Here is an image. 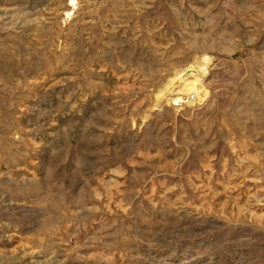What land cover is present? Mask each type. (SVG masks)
<instances>
[{"label":"rangeland","instance_id":"1","mask_svg":"<svg viewBox=\"0 0 264 264\" xmlns=\"http://www.w3.org/2000/svg\"><path fill=\"white\" fill-rule=\"evenodd\" d=\"M0 264H264V0H0Z\"/></svg>","mask_w":264,"mask_h":264},{"label":"bare ground","instance_id":"2","mask_svg":"<svg viewBox=\"0 0 264 264\" xmlns=\"http://www.w3.org/2000/svg\"><path fill=\"white\" fill-rule=\"evenodd\" d=\"M71 3L74 4V0H71ZM203 61L205 62V60H203ZM202 73L205 74L206 71H203ZM196 85L195 84L192 85L191 88L188 89L187 91H185V94H183V95L184 96H190L192 94H196V96L198 97V102H202L207 97L208 92L204 89V86H202V85L196 86ZM182 100H183V98H179V101H182Z\"/></svg>","mask_w":264,"mask_h":264}]
</instances>
